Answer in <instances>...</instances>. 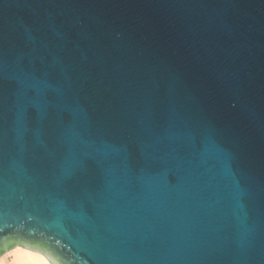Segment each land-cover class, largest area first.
Wrapping results in <instances>:
<instances>
[{
    "label": "water",
    "instance_id": "water-1",
    "mask_svg": "<svg viewBox=\"0 0 264 264\" xmlns=\"http://www.w3.org/2000/svg\"><path fill=\"white\" fill-rule=\"evenodd\" d=\"M264 264V0H0V254Z\"/></svg>",
    "mask_w": 264,
    "mask_h": 264
},
{
    "label": "bare ground",
    "instance_id": "bare-ground-1",
    "mask_svg": "<svg viewBox=\"0 0 264 264\" xmlns=\"http://www.w3.org/2000/svg\"><path fill=\"white\" fill-rule=\"evenodd\" d=\"M0 264H51L39 251L14 245L0 254Z\"/></svg>",
    "mask_w": 264,
    "mask_h": 264
}]
</instances>
